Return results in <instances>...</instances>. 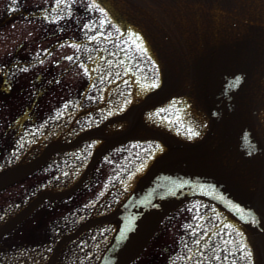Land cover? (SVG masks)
I'll list each match as a JSON object with an SVG mask.
<instances>
[{
  "label": "flooded vegetation",
  "instance_id": "af4514ba",
  "mask_svg": "<svg viewBox=\"0 0 264 264\" xmlns=\"http://www.w3.org/2000/svg\"><path fill=\"white\" fill-rule=\"evenodd\" d=\"M68 2L71 10L64 11ZM77 2L95 12L80 16L74 10ZM16 7L0 11V180L9 179L0 187V228L38 195L43 198L0 234V264H46L60 240L118 205L129 192L115 200L125 183L132 187L161 149L149 136L122 141L127 131H155L161 125L182 136L160 112L174 99L144 112L141 123L115 119L147 94L151 80L128 81L127 31L89 0H50L34 13ZM36 13L43 27L32 32L30 18L39 17ZM101 125L92 138L51 153L24 174L14 172L45 149ZM95 155L81 183L57 197L71 190ZM111 162L119 165L116 181L109 178ZM112 232L107 222L82 229L59 248L53 264L67 259L62 251L70 241L84 248V264H93ZM244 245L237 221L208 202L191 199L163 219L129 264H251Z\"/></svg>",
  "mask_w": 264,
  "mask_h": 264
},
{
  "label": "water",
  "instance_id": "95a60500",
  "mask_svg": "<svg viewBox=\"0 0 264 264\" xmlns=\"http://www.w3.org/2000/svg\"><path fill=\"white\" fill-rule=\"evenodd\" d=\"M92 1L122 27L137 32L126 30L133 46L128 66L140 78L151 80L150 86L159 78V89L117 118L130 117L141 123L145 111L182 95L160 109L163 122H170L187 139L203 133L201 111L208 126L193 142L141 124L143 133L127 131L123 141L149 136L160 141L162 153L117 207L79 226L56 246L47 264H53L63 242L99 222L111 223L114 231L94 264H128L162 219L191 198L211 202L237 220L252 264H264V0ZM137 40L139 48L134 46ZM99 129L83 133L71 144L91 138ZM211 142L214 146L209 149ZM69 146L53 147L14 172L24 174L56 149ZM8 181L0 180V187Z\"/></svg>",
  "mask_w": 264,
  "mask_h": 264
},
{
  "label": "rangeland",
  "instance_id": "374dc122",
  "mask_svg": "<svg viewBox=\"0 0 264 264\" xmlns=\"http://www.w3.org/2000/svg\"><path fill=\"white\" fill-rule=\"evenodd\" d=\"M49 1L50 0H0V11H9V12H13L15 10L18 11L17 9L18 7H16V5L18 4L21 7V9H24L27 13L28 12L34 13L40 10H44V9H40L41 5ZM63 10L70 11L71 3L68 2L67 4H65L63 6ZM74 10L75 12L77 11L80 16L83 15L85 17L87 16L89 17L91 16V13L95 12L94 11L95 9L93 10L90 4L83 5L81 2L79 3V6H78V2L76 3ZM36 14L39 17H37L36 19H34V17L30 18L31 23L29 24V26L32 28V32H36L41 27H43V25L41 26L40 24L41 13L40 14L36 13ZM105 17L106 19H108L106 14H105ZM128 46H129L128 53H133L132 40L128 41ZM139 78L140 76L128 66V81L130 82L131 80H134L136 82L139 80ZM131 98H132V94L129 91L128 100H131ZM111 163H112V168H111L109 178L112 179L113 181H116L118 179L117 174L119 172V169H118L119 165H116L114 162H111ZM134 166L132 168H134ZM125 184L129 185L128 183H125ZM126 185H125V189L122 190L120 193H118L115 200L122 197L128 191L129 186H126ZM114 201L112 202V204L114 203ZM83 251H84V248L76 247L75 241L68 242L63 251V254H65L64 256L67 257V259H63L61 257L60 259L61 264H84V260H83L84 257L82 255Z\"/></svg>",
  "mask_w": 264,
  "mask_h": 264
},
{
  "label": "snow or ice",
  "instance_id": "6c2138e0",
  "mask_svg": "<svg viewBox=\"0 0 264 264\" xmlns=\"http://www.w3.org/2000/svg\"><path fill=\"white\" fill-rule=\"evenodd\" d=\"M101 11H103V9H101ZM85 71H87V69H85ZM240 79V77H237V80H239ZM194 135H198V133H193ZM244 247L246 248L247 246L246 245H244Z\"/></svg>",
  "mask_w": 264,
  "mask_h": 264
}]
</instances>
